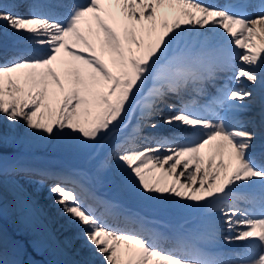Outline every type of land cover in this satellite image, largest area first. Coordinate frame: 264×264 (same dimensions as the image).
I'll use <instances>...</instances> for the list:
<instances>
[{"label":"snow or ice","instance_id":"1","mask_svg":"<svg viewBox=\"0 0 264 264\" xmlns=\"http://www.w3.org/2000/svg\"><path fill=\"white\" fill-rule=\"evenodd\" d=\"M20 6L0 0V219L6 176L24 212L19 180L50 179L83 245L71 264H264V0ZM249 101L260 110L245 124ZM37 138L89 167L52 173L5 151ZM104 182L166 217L97 196ZM121 215L138 227L107 222ZM18 250L0 226V264H23Z\"/></svg>","mask_w":264,"mask_h":264},{"label":"rangeland","instance_id":"2","mask_svg":"<svg viewBox=\"0 0 264 264\" xmlns=\"http://www.w3.org/2000/svg\"><path fill=\"white\" fill-rule=\"evenodd\" d=\"M18 11L21 13H27L26 10L21 11L18 9ZM24 41H26V39ZM16 45L22 46L23 42H17ZM20 128L22 129L23 125H20ZM36 143L37 142L33 141L30 147L21 148L19 150L6 148L5 151L8 153L20 151L25 159L34 158L31 161L27 160L30 162V164H27L30 168H37L39 166L40 169L48 170L50 172L52 171L49 169H51V166L55 161L67 164L66 166H68V168L75 166L86 168L89 165L84 161L69 155L65 150L60 148L55 141L45 140V142H41L40 145H36ZM97 148V151L100 152L101 149L99 146ZM25 152H28L30 155ZM47 166H49V168ZM39 179L41 178L36 177L34 180ZM14 184L15 183H12L9 180H4V189L6 192V212L3 218L0 219V226L3 227L7 240L10 243H16L19 245V250L17 251L18 254L15 255V258L22 261L23 264H71L74 259L69 257L65 250L53 245L56 243L54 239H52L53 237L51 235V231L57 229L55 227L56 225H54L53 228L49 224H47V226L42 224V219L44 218L42 215L44 213L48 214L49 210L47 209L50 205H48L40 192H36V187L31 189L28 185H23L22 187L24 193L30 202L33 204L37 202L41 205V209H36L34 213L25 217V212L21 210L15 199L16 193L14 190ZM35 184L38 186L42 184L49 186L51 182H47L45 179L43 183H34V185ZM97 185L99 186V184ZM96 193L99 195H105L107 198L118 197L117 192H115L113 188H108L106 185L104 186V183L101 190ZM128 200L124 201V207L129 211L135 210V206L138 201L131 199L132 201L128 202ZM52 209L53 208L50 209L52 215H55L60 211L58 209ZM43 210L44 213L42 214L41 211ZM151 211L152 209H150V211L147 210L148 214L145 213V215L151 217Z\"/></svg>","mask_w":264,"mask_h":264},{"label":"bare ground","instance_id":"3","mask_svg":"<svg viewBox=\"0 0 264 264\" xmlns=\"http://www.w3.org/2000/svg\"><path fill=\"white\" fill-rule=\"evenodd\" d=\"M218 3H222L221 1H219V0H216ZM32 2V1H31ZM24 10L26 9L25 7L23 8ZM27 10V9H26ZM26 38L25 37H23V36H19V37H14V38H12L10 41H8V51L9 52H11L12 50H13V48L15 47V46H17L15 43L16 42H21V41H23V40H25ZM24 44V43H23ZM245 87H247V85H244ZM250 102V105H252V107L250 108V105H249V110H246V111H240V113H239V117H240V114H242L243 116H242V118H244V119H246L247 117H248V115H250V113L252 112V115H256L257 116V113L259 112V110H260V108H259V103L257 102V103H253V102H251V101H249ZM249 102H247V103H249ZM254 118H256V117H254ZM254 118L253 119H249V120H247V121H245V120H242V121H240V122H242V123H245V124H247L249 121H252V120H254ZM135 121H133V123H134ZM160 131L161 132H165V133H167V132H169V131H171V129H169L167 126H165V125H161V129H160ZM45 140H47L46 138L45 139H39V138H37V139H35L34 140V142H37L36 143V145H40V143L41 142H45ZM99 148H100V146H99ZM97 150H98V148H97ZM25 153H27V154H29L28 152H25ZM26 154V155H27ZM30 155V154H29ZM34 158H26L25 159V161H27V160H29V161H31V160H33ZM27 164L29 163L30 164V162H26ZM33 164V163H32ZM48 168H49V166H47ZM87 167H89V165L87 166ZM86 167V168H87ZM84 168V167H83ZM33 169H40V167L38 166L37 168H33ZM67 169H69L68 168V166H66V165H63V164H61L60 162H53V165L51 166V169H49V170H51L53 173L54 172H60V171H64V170H67ZM36 178V176H34V177H32V180H34V179ZM4 180H9V181H11L12 183H15L16 181H15V178H13V177H5L4 178ZM47 180V182H51V180L50 179H46ZM19 183L23 186V185H28L29 186V188H31V189H33L34 187H36L37 188V191L36 192H40V194H42V196L45 198V200H46V202L48 203V205H50L49 206V208L47 209V210H49V212H48V214L47 213H44V210L43 211H41V213L43 214L42 216H44V218L42 219V224H45L46 226H47V224H49V225H51V227H53L54 228V225H56L55 227L57 228L56 230H50L51 231V235H52V239H54V241H55V243L56 244H53L54 246H56V247H60V248H62L63 250H65V252L67 253V255L69 256V257H71V258H73L74 260H76V259H79L80 258V255H81V249L83 248V245H82V243H81V241L79 240V239H76V238H74L73 237V232L75 231V229H73L72 227H71V225H70V223L67 221V218L62 214V212L61 211H59V212H57L55 215H52L51 214V211H50V209L51 208H53L52 210H54V209H58V210H60L59 209V206L58 205H54L53 203H52V198L50 197V194H49V192H48V186L46 185V184H42V185H40V186H38V185H34V183H32V182H29V180L28 179H26V178H21L20 180H19ZM48 184V183H47ZM102 184L103 183H100L99 185L100 186H98V185H96L95 186V188L97 189V188H100L101 186H102ZM104 184L105 185H107V187L108 188H113L114 190H115V188L110 184V183H108V182H104ZM109 191V190H108ZM115 192H117L116 190H115ZM117 195H118V197L117 198H115V199H119V200H121L122 202H123V204H124V201L126 200H128V197H125V196H123L121 193H119V192H117ZM99 197H102V198H105L104 196H99ZM42 198V197H41ZM107 198V197H106ZM132 200L129 198V200H128V202H131ZM86 203H88V204H93L94 202L92 201V200H86ZM36 209H41V205H40V203L38 204L37 202L36 203H32L31 202V210L29 211V212H25V214H24V216L26 217H28L30 214H32V213H34L35 212V210ZM148 211H150V209L149 208H147L142 202H140V201H138L137 202V204H136V206H135V210L134 211H131L132 213H134V214H138V215H140V216H143L145 213L146 214H148L147 213V210ZM127 210V209H126ZM128 211V210H127ZM144 213V214H143ZM151 213H152V216L151 217H160V216H165L166 217V214L165 213H162V212H158V211H156V210H153L152 209V211H151ZM47 214V215H46ZM116 218L118 219V220H112L111 219V217H109L108 218V220H107V222L111 225V226H113V227H117V228H121V229H125V230H135L137 227H138V225H135V224H133L132 222H130L129 220H126L125 219V217L123 216V215H121V216H116ZM41 219V218H40ZM60 226H61V228H60ZM60 228V229H59ZM69 239H72V243H71V245L69 246V247H66L65 246V242L67 241V240H69ZM165 246H167V244H165ZM227 248H239V247H241V244H240V242H237V244H235V245H229V246H226ZM18 253L16 252L15 253V255H17ZM15 255L13 256V257H11V258H15ZM95 258V257H94ZM16 259V258H15Z\"/></svg>","mask_w":264,"mask_h":264}]
</instances>
